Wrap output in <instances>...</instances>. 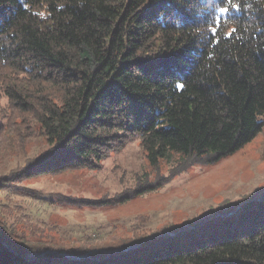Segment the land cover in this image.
Wrapping results in <instances>:
<instances>
[{
	"label": "trees",
	"instance_id": "16d2710c",
	"mask_svg": "<svg viewBox=\"0 0 264 264\" xmlns=\"http://www.w3.org/2000/svg\"><path fill=\"white\" fill-rule=\"evenodd\" d=\"M263 132L264 0H0V153L29 156L4 196L38 198L25 183L96 172L135 139L150 167L178 162L125 203ZM153 237L58 250L0 225V264H264V199Z\"/></svg>",
	"mask_w": 264,
	"mask_h": 264
},
{
	"label": "rangeland",
	"instance_id": "374dc122",
	"mask_svg": "<svg viewBox=\"0 0 264 264\" xmlns=\"http://www.w3.org/2000/svg\"><path fill=\"white\" fill-rule=\"evenodd\" d=\"M34 148L25 151L33 155L41 149ZM14 151L9 147L0 153V178L25 166L29 156L18 145ZM177 164L162 162L158 168L150 167L135 139L96 172H71L22 185L41 193L38 198L16 192L8 198L2 190L0 225L19 238L58 250L109 251L197 226L264 199L263 132L214 165L190 167L156 190L122 201L138 188L169 177Z\"/></svg>",
	"mask_w": 264,
	"mask_h": 264
},
{
	"label": "snow or ice",
	"instance_id": "6c2138e0",
	"mask_svg": "<svg viewBox=\"0 0 264 264\" xmlns=\"http://www.w3.org/2000/svg\"><path fill=\"white\" fill-rule=\"evenodd\" d=\"M223 2H224V0H218V3H219V4H223ZM229 2L231 3V0H229ZM220 11H221V12H227V9H225V8H220ZM178 87L183 88L184 85L181 84V85H178Z\"/></svg>",
	"mask_w": 264,
	"mask_h": 264
}]
</instances>
